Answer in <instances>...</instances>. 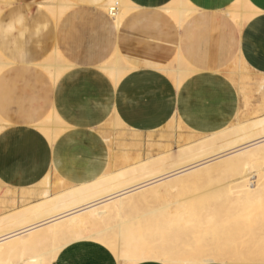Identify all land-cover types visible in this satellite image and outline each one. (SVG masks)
Wrapping results in <instances>:
<instances>
[{
	"label": "crops",
	"instance_id": "obj_1",
	"mask_svg": "<svg viewBox=\"0 0 264 264\" xmlns=\"http://www.w3.org/2000/svg\"><path fill=\"white\" fill-rule=\"evenodd\" d=\"M45 1L7 0L0 9V53L3 66L8 65L0 72L4 184L35 187L48 172L71 186L97 180L110 164V145L101 129L115 115L141 132L157 130L176 117L200 136L227 131L258 105L261 114L246 119L264 118L263 98L252 106L243 102L255 82L238 88L225 73L241 54L264 77V0H249L259 12L243 28L229 15L236 0H188L200 11L181 25L159 10L172 0H131L139 7L119 30L101 6L105 0H64L69 8L59 19L40 5ZM117 46L135 66L118 85L99 67ZM54 50L74 65L55 83L38 66ZM178 52L198 69L179 87L160 69ZM52 110L63 131L49 147L33 125ZM53 264L117 262L98 243L85 239L64 246Z\"/></svg>",
	"mask_w": 264,
	"mask_h": 264
},
{
	"label": "bare ground",
	"instance_id": "obj_2",
	"mask_svg": "<svg viewBox=\"0 0 264 264\" xmlns=\"http://www.w3.org/2000/svg\"><path fill=\"white\" fill-rule=\"evenodd\" d=\"M6 1L0 0V9ZM63 1L46 0L40 5L59 19L69 8ZM101 6L117 30L139 7L131 0H105ZM232 8L237 11H229L230 18L242 28L259 12L249 0H236ZM199 9L188 0H172L159 7L177 25ZM2 58L0 53V72L8 66H3ZM38 66L55 83L74 65L54 50ZM99 67L116 85L135 69L119 46ZM160 69L177 87L198 71L179 52ZM255 85L254 91L264 99V80ZM257 114L250 110L246 116ZM237 121L231 131L214 132L145 161L138 156L137 166L111 170L93 182L74 184L55 194H50L48 172L42 181L43 198L0 217V264H53L64 246L85 239L98 243L117 264H264L247 259L264 248V118L240 123L237 117ZM33 126L49 147L63 131L54 110ZM177 191H183V196L173 198ZM227 225L235 236L221 234Z\"/></svg>",
	"mask_w": 264,
	"mask_h": 264
},
{
	"label": "rangeland",
	"instance_id": "obj_3",
	"mask_svg": "<svg viewBox=\"0 0 264 264\" xmlns=\"http://www.w3.org/2000/svg\"><path fill=\"white\" fill-rule=\"evenodd\" d=\"M4 6H5V4L2 5V8ZM231 10H233L232 7L230 8V11ZM233 11H237V10L234 9ZM225 73L228 74L234 80V82L236 83L238 88H240L241 86L244 87L245 84H249L250 82H256L258 80L259 81L264 80L263 76H261L258 72H255L254 70H252V68L248 67L245 59L243 58V56L241 54H239V56L236 58V60L228 68L225 69ZM255 86L256 85L253 84L251 95H247V94L245 95L244 94V98H243L244 104L251 105V106H252V104L254 105L257 102L259 104V101L261 98L254 91ZM255 110H257V113H258L257 115L261 114L260 105H258L257 108H255ZM242 116H244V114ZM245 117L247 118V116L245 115L242 119H239L242 121V122L240 121V123H251V122H253L251 120L248 121ZM113 118H110L108 120V122H106L103 125V127L101 129L103 136L106 138L107 142H109V145L111 148V150H110V152H111L110 163L113 164V165L109 164V169L106 172H111V170L115 171V170H120V169H124V168H132L134 166H137L135 164L138 163V161L136 159L138 156H141V160L145 161L147 159H150V158L152 159V158L158 156L160 153L167 151L169 148L176 149V148H179L181 146L187 145L192 141L198 140L199 138L202 139V138L206 137V136L197 135V134L191 132L190 130H188L180 122H178L176 120V117L172 118L171 121H169L165 126L159 127L155 131L142 132V134H141V131L132 130L129 126L127 127V125L124 124L120 119H118L116 117H113ZM0 123H1V121H0ZM124 127H126V128H124ZM227 131H231V129H228ZM133 136L136 137L137 139L134 138ZM131 139H132V142H131ZM134 139H136V140H134ZM158 139L160 141H158ZM136 141H139V142H136ZM150 141H152V142H150ZM169 141L171 144L169 143ZM172 141L174 142V144ZM134 143H136V144H134ZM137 143H139L140 146ZM136 145H137V147H136ZM112 147H114V148H112ZM161 148H163V149H161ZM155 150H157V151H155ZM123 151H126V152H123ZM122 153H124V154L122 155ZM113 158L115 159L114 162L112 161ZM119 161L121 163L120 165H119ZM120 166H121V168H120ZM50 181H51L50 194H55L59 191H62L64 189H66V187L67 188L72 187L71 185L66 184L64 182V180L62 181V179H60L58 176H56L52 172H50ZM43 186H44V184H43V182H41L40 184H38L35 187L18 189V188L9 186L7 184H4L0 180V217H2L3 215H5L6 213H8L11 210H14L17 208H22V207H24V206H26L32 202L38 201L41 198H43V196H44L43 195V192H44ZM177 192L172 194L173 198H175L176 196H178V197L183 196V191H180L178 193ZM34 194H35V196H34ZM10 202H11V204H9ZM257 215H259V212L257 213ZM260 215H261V212H260ZM233 233H235V232L230 230L229 226L227 225V226H224L223 232L221 234L223 236H229L230 235L232 237V235L235 236V234H233ZM253 236H251V237L253 238ZM248 237H250V236H248ZM229 244H231V243H229ZM263 245H264V242H263ZM247 247H249V246H247ZM250 248H251V246H250ZM256 252H258V254H253V255L251 254L252 256L247 255V259L251 260V261L256 260L258 262H263L264 261V248L261 249L262 253L259 250H256ZM254 256H256L257 258Z\"/></svg>",
	"mask_w": 264,
	"mask_h": 264
},
{
	"label": "built area",
	"instance_id": "obj_4",
	"mask_svg": "<svg viewBox=\"0 0 264 264\" xmlns=\"http://www.w3.org/2000/svg\"><path fill=\"white\" fill-rule=\"evenodd\" d=\"M111 14H112V12H111Z\"/></svg>",
	"mask_w": 264,
	"mask_h": 264
}]
</instances>
